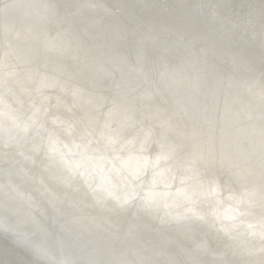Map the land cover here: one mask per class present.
Listing matches in <instances>:
<instances>
[{
    "label": "clouds",
    "instance_id": "1",
    "mask_svg": "<svg viewBox=\"0 0 264 264\" xmlns=\"http://www.w3.org/2000/svg\"><path fill=\"white\" fill-rule=\"evenodd\" d=\"M0 264H264V0H0Z\"/></svg>",
    "mask_w": 264,
    "mask_h": 264
}]
</instances>
